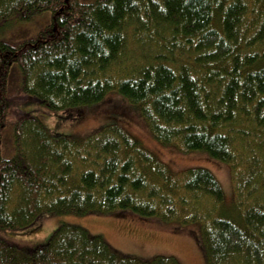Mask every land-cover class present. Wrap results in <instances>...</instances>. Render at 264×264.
I'll return each instance as SVG.
<instances>
[{
    "label": "trees",
    "instance_id": "trees-1",
    "mask_svg": "<svg viewBox=\"0 0 264 264\" xmlns=\"http://www.w3.org/2000/svg\"><path fill=\"white\" fill-rule=\"evenodd\" d=\"M40 13L35 35L20 28ZM111 95L161 144L230 164V200L207 168L173 169L117 122L52 135L20 107L64 119ZM45 213L193 223L205 264H264V0H0V264H181L67 221L36 245L3 235Z\"/></svg>",
    "mask_w": 264,
    "mask_h": 264
},
{
    "label": "rangeland",
    "instance_id": "rangeland-1",
    "mask_svg": "<svg viewBox=\"0 0 264 264\" xmlns=\"http://www.w3.org/2000/svg\"><path fill=\"white\" fill-rule=\"evenodd\" d=\"M46 13L35 15L32 20L20 25L27 28L31 36L47 24ZM21 109L37 113L46 130L52 134L84 136L97 130L103 124L117 122L137 137L144 147L154 152L175 170L189 167L207 168L220 182L224 195L230 200L232 179L230 164L209 157L203 151L183 152L173 146H165L151 135L139 112L125 101L117 100L111 95L102 104L76 109L68 118H59L58 112L36 102L20 104ZM45 107V108H43ZM119 114H111L112 110ZM45 213L42 228L32 233L20 231L3 232L17 243L36 245L44 242L56 228L59 221L78 224L91 233L101 234L118 252L141 259H150L155 255H171L181 264H205L204 253L197 236V225L186 223L178 228L171 223H163L155 217H140L134 213L124 216L113 214H93L88 216H70L65 220L61 216L56 219ZM54 215V214H53ZM17 233V234H16Z\"/></svg>",
    "mask_w": 264,
    "mask_h": 264
}]
</instances>
